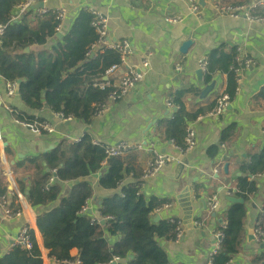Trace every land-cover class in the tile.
I'll return each mask as SVG.
<instances>
[{
    "label": "crops",
    "instance_id": "1",
    "mask_svg": "<svg viewBox=\"0 0 264 264\" xmlns=\"http://www.w3.org/2000/svg\"><path fill=\"white\" fill-rule=\"evenodd\" d=\"M189 1L48 0L43 7L44 14L62 8L65 17L47 47L64 45V37L70 33L82 12L90 9L99 11L107 19V40L110 43L126 41L131 48L132 54L126 57L124 67L139 69L144 74L143 80L125 98L109 104L101 115L94 117L91 125H84L76 119L62 121L44 106L33 113L34 117L50 122L54 134L40 137L12 121L10 113L14 109L23 112L26 109L18 97L13 101L5 97L4 84L0 80V178L5 177L4 169H9L13 177L28 181L31 168H16L17 163L50 152L60 141L68 145L72 140H81L85 136L104 145L152 141L156 151L177 155L172 141L158 134L159 123L172 120L176 110L167 106L172 95L192 86L198 90V96L192 92L185 94L182 99L185 110L207 107L214 94L226 90L227 76L215 74L210 83L214 85L212 91L200 98L201 92L210 84L204 83L198 71V61L221 45L226 50L239 49L253 63L241 73L239 94L230 100L221 116L214 119L205 117L199 122L195 146L187 157L185 169L178 171L177 165L167 166L145 182L142 190L146 201L153 197L171 204L170 209L151 214V221L156 218L159 221L176 219L182 224L183 236L179 241L157 240L169 261L172 264H209L214 234L222 227L221 211L229 204L224 198L236 193L238 179L245 174L242 167L250 165L252 158L264 149V21L252 23L243 16L232 19L214 10L215 5L248 3L249 0H196L198 11L195 14L188 13ZM40 9L33 7L27 12L31 21L42 17ZM256 13L264 19V7L257 9ZM174 15H182L180 23H164V17ZM188 39L192 44L185 53H181L180 47ZM146 53H151L152 57L148 68L142 71L141 61ZM176 66L184 72L181 78L175 73ZM120 76V70H117L109 75V80L117 83ZM212 146H217L218 152L214 158H209L206 152ZM226 163L228 169L225 174L223 166ZM98 177L93 179L92 185L94 192L102 196L105 194L95 188ZM250 179L254 183V193L243 204L242 226L235 243L237 255L230 259L232 264H250L252 256L264 252V245H258L252 235L254 223L264 213V173ZM184 188L192 191L190 197L194 198L191 222L187 224H183L184 211L180 207L183 203L178 199ZM213 196L221 203V210L216 213L209 206ZM87 207L93 217L98 216L99 206L94 205L93 198ZM32 213L36 216L34 211ZM25 220H6L0 213V257L10 251V244ZM263 221L264 216L262 224Z\"/></svg>",
    "mask_w": 264,
    "mask_h": 264
},
{
    "label": "trees",
    "instance_id": "2",
    "mask_svg": "<svg viewBox=\"0 0 264 264\" xmlns=\"http://www.w3.org/2000/svg\"><path fill=\"white\" fill-rule=\"evenodd\" d=\"M23 1L0 0V26H5L0 36V76L21 81L17 97L26 109V112L14 109L10 115L30 123L36 119L33 113L46 106L55 114L71 115L82 124L91 125L97 107L107 103L110 93V90L94 88V84L103 77L105 70L119 63L118 52L104 49L92 57L88 54L98 37L90 25L91 14L87 11L81 13L64 37V45L47 47L59 24L54 13H46L35 21L25 13L19 21L9 23L12 6ZM33 47L44 49L34 51ZM25 48L30 49L29 53L15 55V51ZM235 51L221 45L208 54L203 75L205 84H210L215 74H225L227 88L222 93H232L236 75L231 69L242 65L236 59ZM188 92L198 96V90L192 86L173 94L170 103L176 108L173 118L158 125V134L171 140L178 149L185 147L188 125L211 112L219 98V94H214L207 107L186 111L182 99ZM262 129L264 131V125ZM217 152L218 147L212 146L206 154L214 158ZM136 153L108 158L103 166V149L92 145L89 136H85L74 145L60 141L50 152L15 165L16 168H31L28 181L18 176L13 179L26 206L36 213L35 229L48 255L79 264H110L114 260L117 264H172L157 240H174L178 220L157 223L150 220V215L167 201L153 197L146 201L139 183L128 181L121 185L128 176L137 179L142 173L147 156ZM47 168L50 172H46ZM52 170H55L54 181H51ZM241 170L245 174L238 179L233 196L246 201L254 193L250 177L264 173V149ZM98 175L95 188L106 197L100 202L98 216L93 217L88 210L82 212V209L94 196L92 182ZM8 186L6 178H0V196L7 194ZM17 200V196L12 198V206ZM243 214V205L239 204H228L221 211L224 225L218 231L223 238L210 264H225L237 255L235 243ZM102 219L107 220L101 223ZM262 227L264 230V221ZM30 234L35 236L32 229ZM249 262L264 264V252L252 256ZM0 264H42V261L38 250L28 252L13 248L0 257Z\"/></svg>",
    "mask_w": 264,
    "mask_h": 264
},
{
    "label": "built area",
    "instance_id": "3",
    "mask_svg": "<svg viewBox=\"0 0 264 264\" xmlns=\"http://www.w3.org/2000/svg\"><path fill=\"white\" fill-rule=\"evenodd\" d=\"M48 0H24L22 3L18 5L12 6V14L10 16L9 23L17 22L20 20V18L27 13L29 10H31L34 7L35 3L41 2L43 5ZM264 7V0H249L248 3H238V4H231V5H215L214 10L216 13L220 15H227L228 17L235 19L237 17L243 16L245 19H247L249 22H256V23H263L264 19L260 15L256 13V10L259 8ZM198 11L197 1L196 0H190L188 2V13L195 14V12ZM39 13L41 16L44 15L45 10L44 8L39 10ZM91 14V20L90 25L94 29L96 35H97V41L90 47V53L92 56L95 55V53H102L104 49H112L118 52L119 54V63L110 66L107 70H105L104 75L98 82L94 84V88L105 91L110 90V93L107 98V103L99 105L97 107V111L95 114L96 116H99L103 113V111L108 107L109 104L116 103L117 101L125 98L127 95L131 93V91L134 90V88L137 86V84L141 83L143 80L144 74L139 69H133V68H126L124 67L126 64V57L130 54H132L131 48L129 44L126 41L120 42V43H110L107 38V19L101 15L99 11L91 10L89 11ZM55 19L59 22L55 30H58L61 21L65 17V11L64 9L60 8L57 9V11L54 12ZM182 20V15H174V16H166L163 18V21L167 25H176L180 23ZM5 29V26H0V36H2L3 31ZM236 51V59L238 61H241V67L237 69H231L233 73H235V85L234 89L231 94L226 93H220L219 98L216 101L215 108L211 111L206 113L204 116L197 117L192 123H190L186 129L185 133V147L182 149L177 150V155H169L165 153H161L156 151L153 148L154 144L152 141L142 144H131L127 142H119L112 145H104L101 144L98 141H92L91 144L100 147L104 151L105 159L102 162V165H106V161L108 158H114V157H122L129 153H136V152H142L144 153L147 158L145 160L142 173L139 178H132L131 176H128L121 185L127 183L128 181L132 183H139V186L141 190H143L145 182H147L151 177L159 174L165 167L170 165H179L182 163L184 159L188 157V155L192 152L195 146L196 141V127L198 126L199 122L205 118H218L221 116L230 100L234 97H236L239 94V85H240V77L241 73L248 70V68L251 67L253 64L252 61L246 57H244L239 49H235ZM152 57L151 53H146L144 58L141 61V69L144 71L149 66V59ZM206 58H201L198 61V71H200L202 77L206 73ZM117 70H120L121 76L118 79L117 83L111 82L109 80V75L113 72H116ZM175 73L177 74L178 78H181L183 75V70L181 67L176 66L175 67ZM0 80L4 84L5 88V97L9 99L10 101H13L16 99L15 95V89L17 87V81L11 78H4L3 76H0ZM168 107H171V104H167ZM58 115V114H57ZM59 118L62 121H71L74 119L71 115H68L66 117H63L61 115H58ZM12 121L18 125L27 128L33 135L35 136H52L54 134V128L51 125L50 122L47 120H41V119H35L33 122H25L20 121L16 118L12 117ZM80 140H72L70 142V145H74L78 143ZM52 174H55V170L51 171ZM12 172L9 169H4V176L6 180L9 182V186L11 187L8 189L7 194L4 196H0V213L1 216L6 220H13V219H19V218H26L23 226L20 228L17 235L14 237L10 244V250L13 248L21 249L24 251L32 252L35 250H38L41 255V261L42 264H79L78 261H71L68 259L59 260L51 255H48L47 252L42 248L40 237L35 229L34 221L35 216L32 213V210L28 208L22 199V197L18 194L17 188L15 183L13 182V176ZM55 178H52L51 181H54ZM76 190H79L77 187ZM17 196L18 200L13 203L12 206V198ZM91 199L87 201V205L82 209V212H85L88 210L87 206L88 203H90ZM19 206V209H15L14 206ZM209 206L211 211L216 213L219 208H221V203L219 199L215 196H213L209 201ZM171 208L170 203H165L162 206H160L155 212H153L152 215H157L160 212L164 210H168ZM264 213L260 214L257 218L256 222L253 226V238L255 242L258 245H264V230L262 227V219H263ZM107 219H102L101 221H105ZM173 219L167 220L172 221ZM96 222H99V219H95ZM196 223H194L195 225ZM224 225L222 221V226ZM31 229L34 231L35 236L32 237L30 234ZM183 236V229L182 224L180 221L177 222V228H176V234L174 241H179ZM223 238V235L220 232H217L214 234V247L211 250V253L209 255V264L211 262L212 257H214L217 252L219 251L220 242ZM117 261V260H114ZM225 264H232L231 260H228Z\"/></svg>",
    "mask_w": 264,
    "mask_h": 264
},
{
    "label": "water",
    "instance_id": "4",
    "mask_svg": "<svg viewBox=\"0 0 264 264\" xmlns=\"http://www.w3.org/2000/svg\"><path fill=\"white\" fill-rule=\"evenodd\" d=\"M35 8H43L44 5L39 2V3H35L34 4ZM192 44L191 40H187L184 43H182L181 47H180V52L181 53H185L188 49V47ZM41 47H36V50H41ZM29 48H25L22 51H15V55H18L20 52L21 54H27L29 53ZM92 57V55H91ZM200 73V71H199ZM201 74V73H200ZM21 83V81H17V87L15 89V95L18 96V85ZM213 83L206 86L205 89L201 92L200 94V98H204L205 96H207L213 89ZM187 158L184 159L182 161L181 164L177 165V169L179 170H183L185 169L186 165H188L187 162ZM227 169H228V164H224L223 166V172L226 174L227 173ZM46 172H50V170H46ZM53 178H56L55 174L52 175ZM11 187H9L8 189H10ZM192 191H189L187 188L182 189V191H180L179 195H178V199H179V203H183V205H181L180 207L183 209L184 211V216H183V224H187L191 222V213H192V208H193V202H194V198H191ZM106 197V195H98L97 192H94V197H93V203L95 206H99L100 202L102 199H104ZM224 200L229 203V204H239V205H243L244 204V200L240 199V198H236L233 195H227ZM218 210H221V208H219ZM89 214L91 213L90 210L87 211ZM159 221L158 218L153 220V223H157ZM101 223H103L101 221ZM132 257L130 256L128 259L130 260Z\"/></svg>",
    "mask_w": 264,
    "mask_h": 264
}]
</instances>
